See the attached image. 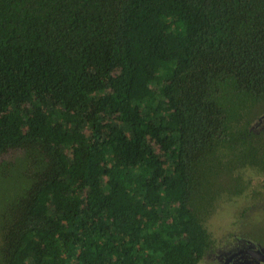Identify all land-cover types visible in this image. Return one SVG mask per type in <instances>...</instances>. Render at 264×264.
Here are the masks:
<instances>
[{"label": "trees", "instance_id": "trees-1", "mask_svg": "<svg viewBox=\"0 0 264 264\" xmlns=\"http://www.w3.org/2000/svg\"><path fill=\"white\" fill-rule=\"evenodd\" d=\"M263 113L264 0H0V264H200Z\"/></svg>", "mask_w": 264, "mask_h": 264}, {"label": "rangeland", "instance_id": "rangeland-1", "mask_svg": "<svg viewBox=\"0 0 264 264\" xmlns=\"http://www.w3.org/2000/svg\"><path fill=\"white\" fill-rule=\"evenodd\" d=\"M221 175L223 177V172ZM217 176H219V174ZM209 179V192L215 193L220 187V183L218 184L219 178H216V175L213 174L209 176ZM262 190L264 192V189ZM259 201L260 200H254L244 196L239 201L233 203L232 200L226 202V199L222 198V202H220V205L215 211H212L209 214L206 212L200 213V217L206 222L210 237L213 240V247L215 249L214 254H216L207 256V258L202 260L200 264H218L220 258H222L223 254L227 253V251L240 246L250 245L251 243L247 240L258 243L257 241L264 239V211L261 208V203L263 201ZM247 202L253 208L249 209L250 211H247V216L241 217V211ZM254 211L261 212V214H256ZM235 236L240 238L237 239ZM261 242L260 245L264 247V241ZM246 257L247 258L244 257L233 264H251L249 261L250 257Z\"/></svg>", "mask_w": 264, "mask_h": 264}, {"label": "flooded vegetation", "instance_id": "flooded-vegetation-1", "mask_svg": "<svg viewBox=\"0 0 264 264\" xmlns=\"http://www.w3.org/2000/svg\"><path fill=\"white\" fill-rule=\"evenodd\" d=\"M263 127H264V113L260 116V117H258V119L255 121V125H254V128L258 131V130H260V129H263ZM243 236H245V235H243ZM236 237V236H235ZM237 239H239L240 237H236ZM259 239V238H258ZM245 240H247V239H245ZM260 240V239H259ZM247 241H249V243H251L250 245H245V246H240V247H238V248H235V249H231V250H229V251H227V253H224L223 254V256H222V258H220V264H225L226 263V261H227V259H229L230 257H232V255H234V254H236V253H238L236 256H234L233 258H230V260H229V262H228V264H233L234 262H238L240 259H242V258H247L246 256H249L250 258V262H251V264H258V263H260V264H264V260L263 259H261L258 255H252V254H250V253H244V252H242V251H244V250H247V249H257V250H259L260 252H262V253H264V247H262L260 244L262 243L261 241H264V239L263 240H260V241H257L258 243H255V242H253V241H251V240H247ZM215 250V249H214ZM214 250L212 251V253H210V254H208L207 256H209V255H211V254H214L215 252H214ZM239 252H241V253H239ZM214 255H216V254H214ZM207 256H205L204 258H203V260L205 259V258H207ZM252 258V259H251ZM218 263V264H219Z\"/></svg>", "mask_w": 264, "mask_h": 264}, {"label": "water", "instance_id": "water-1", "mask_svg": "<svg viewBox=\"0 0 264 264\" xmlns=\"http://www.w3.org/2000/svg\"><path fill=\"white\" fill-rule=\"evenodd\" d=\"M242 252H244V253H250V254H252V255H254V256H255V255H258L261 259L264 260V253L260 252V251L257 250V249H253V248H252V249L244 250V251H242ZM239 253H241V252H239ZM237 254H238V253L232 255V257H230V258H233V257L236 256ZM230 258L227 259V261H226L225 264H228Z\"/></svg>", "mask_w": 264, "mask_h": 264}]
</instances>
